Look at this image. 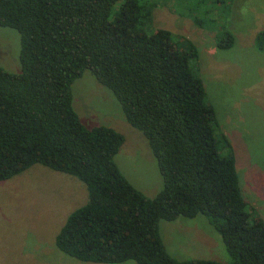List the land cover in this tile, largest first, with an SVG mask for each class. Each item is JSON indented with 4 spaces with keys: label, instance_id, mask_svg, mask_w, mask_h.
Instances as JSON below:
<instances>
[{
    "label": "trees",
    "instance_id": "trees-1",
    "mask_svg": "<svg viewBox=\"0 0 264 264\" xmlns=\"http://www.w3.org/2000/svg\"><path fill=\"white\" fill-rule=\"evenodd\" d=\"M150 20L139 0H0V26L21 36L20 71L0 66V181L36 163L83 181L88 200L56 237L60 250L82 261L264 264V220L249 210L230 142L216 133L214 107L190 64L197 52L181 49L169 30L148 32ZM257 40L264 50V31ZM85 70L148 140L162 176L153 197L115 162L123 135L86 126L73 108L71 85ZM198 214L230 261L169 253L160 221Z\"/></svg>",
    "mask_w": 264,
    "mask_h": 264
},
{
    "label": "rangeland",
    "instance_id": "rangeland-1",
    "mask_svg": "<svg viewBox=\"0 0 264 264\" xmlns=\"http://www.w3.org/2000/svg\"><path fill=\"white\" fill-rule=\"evenodd\" d=\"M150 6L148 32L169 30L190 59L215 110L218 135L230 142L241 193L253 215L264 220V0H139ZM230 35L232 45L217 46ZM186 43V45H184ZM21 36L0 26V66L19 72ZM72 104L88 127L108 125L124 141L115 162L130 183L148 197L162 188V176L142 131L129 124L112 91L85 70L71 85ZM224 152V151H223ZM88 200L83 181L36 163L0 181V264H137L79 260L60 250L56 237L68 215ZM161 237L177 259L230 261L219 233L201 214L161 220Z\"/></svg>",
    "mask_w": 264,
    "mask_h": 264
}]
</instances>
